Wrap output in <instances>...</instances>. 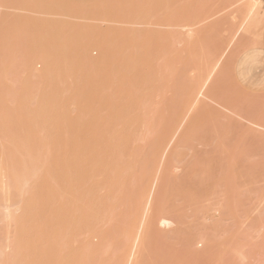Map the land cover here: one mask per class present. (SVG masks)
I'll use <instances>...</instances> for the list:
<instances>
[{
  "label": "rangeland",
  "instance_id": "rangeland-1",
  "mask_svg": "<svg viewBox=\"0 0 264 264\" xmlns=\"http://www.w3.org/2000/svg\"><path fill=\"white\" fill-rule=\"evenodd\" d=\"M243 6L0 0V175L61 174L0 208V264H264V13L242 28Z\"/></svg>",
  "mask_w": 264,
  "mask_h": 264
},
{
  "label": "bare ground",
  "instance_id": "bare-ground-1",
  "mask_svg": "<svg viewBox=\"0 0 264 264\" xmlns=\"http://www.w3.org/2000/svg\"><path fill=\"white\" fill-rule=\"evenodd\" d=\"M264 3V2H263ZM243 7H245V13L247 14H245V17L243 18L244 20H245V25L243 24V22H244V20H243V22L241 21V23H242V28L244 27V26H246L247 25V23H248V21H250V20H247V18H251V17H255V16H259V13H260V11L262 12L263 11V13H264V8H263V6L261 5V0H243ZM241 13H244V12H241ZM247 17V18H246ZM239 20H240V18H239ZM247 21V22H246ZM239 22V21H238ZM239 25H241V24H239ZM238 25V26H239ZM249 25V24H248ZM237 26V27H238ZM238 28H240V27H238ZM241 28V29H242ZM240 29V30H241ZM250 29V28H249ZM248 29V30H249ZM239 30V31H240ZM236 32L238 31V30H235ZM238 31V32H239ZM240 33V32H239ZM234 34H236L237 35V33H234ZM232 36V35H231ZM235 37V36H234ZM236 38V37H235ZM234 39V38H233ZM232 39V40H233ZM231 40V39H230ZM227 42V41H226ZM230 42V41H229ZM254 43V42H253ZM226 45H227V43H226ZM227 47V46H226ZM224 48V47H223ZM223 50V49H222ZM242 51V50H241ZM240 51V52H241ZM223 53H224V51H223ZM222 53V54H223ZM239 53V52H238ZM222 54H220V55H222ZM104 55V54H103ZM221 57V56H220ZM217 62H218V60H217ZM216 62V63H217ZM215 63V62H214ZM216 65V64H215ZM214 65V66H215ZM213 67V66H212ZM214 68V67H213ZM213 70V69H212ZM211 70V71H212ZM209 74V73H208ZM209 76V75H208ZM208 78V77H207ZM248 91V90H247ZM251 92V91H250ZM41 108H42V105H41ZM38 109H39V107H38ZM39 111H42V109L41 110H39ZM38 119V117H35V119ZM40 118V117H39ZM37 121H40V120H36V122ZM41 123V122H40ZM38 124V123H37ZM40 126V125H39ZM48 126V125H47ZM50 127V126H49ZM48 128V127H47ZM46 128V129H47ZM263 128V127H262ZM50 129V128H49ZM48 130V129H47ZM40 131H42V129L40 130ZM51 131V130H50ZM49 131V132H50ZM45 140V139H44ZM47 140V139H46ZM47 141H49V140H47ZM48 143V142H47ZM55 144V143H54ZM53 145V144H52ZM56 146L54 145V148H55ZM57 148H58V145H57ZM48 149V148H47ZM63 149V148H62ZM36 150H38V149H36ZM60 150V149H59ZM57 151H58V149H57ZM35 152H37V151H35ZM46 152V151H45ZM47 152H49L48 150H47ZM46 152V153H47ZM61 152V151H60ZM36 154H38V152L36 153ZM50 154H51V151H50ZM117 154V153H116ZM51 155H53V154H51ZM57 156H58V154H56ZM62 155H64V154H62ZM35 156V154L33 155V157ZM40 156V155H39ZM48 155H46V157H47ZM55 156V155H54ZM57 156H55L54 157V159L56 160V158H57ZM65 157V156H64ZM64 157L62 156V158H63V160H64ZM53 158V157H52ZM58 158H60V156L58 157ZM51 159V158H50ZM66 159V158H65ZM41 159H39V164H42L41 162H43L45 159H43V161H40ZM55 160H54V163H56L55 162ZM58 160V159H57ZM61 160V159H60ZM45 162V161H44ZM43 162V163H44ZM49 162V161H48ZM61 163H62V161H60ZM60 162H59V164H60ZM47 162H45L44 163V165L46 164ZM53 163V164H54ZM64 163V162H63ZM67 163V162H66ZM66 163H64V164H66ZM1 161H0V168H1ZM57 164V163H56ZM56 164H54L53 165V167L55 166V168H56ZM64 164H62V165H64ZM20 165H22V164H20ZM43 164L41 165V167L42 166H44ZM47 165V164H46ZM51 164L49 163L48 164V166H50ZM26 166H28V165H26ZM59 166V165H58ZM61 166V165H60ZM59 166V167H60ZM10 167H11V165H10ZM64 167V166H63ZM66 168L68 167V164H67V166H65ZM64 167V168H65ZM17 168V167H16ZM25 168H27V167H22V169H20V170H17V169H13V167L10 169V170H8L7 171V173L5 172V174H3V176H1L0 175V206H2V207H0V208H4V211H6V210H9V207L11 208V206L9 205V204H14L15 202L16 203H23V201H24V204H25V200H24V196L27 194V196H28V194H31V197H32V194L34 195H36V193H39V192H44V195H47L48 196V198H50V195H49V193H53V187L50 185L51 183L49 182V178H50V173L49 172H47V173H49V174H46V171H47V169H48V167L47 168H45V166H44V169H45V175L46 176H48V179L45 177V176H43V174L42 175H38V173L39 172H37L36 171V173H37V175H38V177L36 176V178L37 179H39V182L36 180V182H38V183H40V184H37V185H31V182H29V179H27V173H26V169ZM40 168V165H39V167H38V171L40 170L39 169ZM50 168V167H49ZM65 168V169H66ZM60 170H61V168H59ZM29 170V169H28ZM33 170V169H32ZM66 170H68V169H66ZM66 170H65V172H66ZM5 171V170H4ZM30 172H31V170H29ZM35 171V170H34ZM51 171H54V169L53 170H51ZM50 171V172H51ZM29 172V173H30ZM43 172V171H42ZM70 172V171H69ZM68 172V173H69ZM3 173V172H2ZM32 173V172H31ZM30 173V174H31ZM61 173H63V172H61ZM29 174V175H30ZM40 174V173H39ZM55 174L56 175H54V177L53 176H51V178H50V180H54V182L55 181H57L58 179H60V172L57 170V172H55ZM63 175V174H62ZM31 176V175H30ZM34 176V177H35ZM66 176H68L67 175V173H65V177ZM62 177V176H61ZM69 177V176H68ZM31 178H33V176H31ZM31 178H30V180H31ZM40 178H41V180H40ZM64 179H66V178H64ZM68 180H69V178H68ZM59 181V180H58ZM62 181V180H61ZM72 181V180H71ZM54 182H53V184H54ZM68 182V181H67ZM57 183V182H56ZM55 183V184H56ZM34 184V183H33ZM31 189L32 190H34V191H31ZM54 190H55V187H54ZM56 191V190H55ZM36 192V193H35ZM60 193V192H59ZM59 193L57 194V195H59ZM16 196H15V195ZM54 194V193H53ZM13 196V197H10L9 198V196ZM18 195V196H17ZM41 195H43V194H41ZM43 195V196H44ZM38 196H39V194H38ZM46 196V197H47ZM52 196V195H51ZM16 197H19V198H16ZM35 197V196H34ZM11 198H13V202L11 201ZM54 198V197H53ZM19 199V200H18ZM26 199H28V198H26ZM32 199V198H31ZM35 199H36V197H35ZM39 199V198H38ZM11 202V203H9V201ZM30 200V199H29ZM28 200V201H29ZM15 201V202H14ZM27 201V202H28ZM31 201V200H30ZM29 201V202H30ZM36 201H37V199H36ZM8 202V203H7ZM15 203V205H17ZM53 203V202H52ZM151 203V202H150ZM27 204V203H26ZM25 204V205H26ZM23 205V204H22ZM37 205V204H36ZM50 205V204H49ZM52 205V204H51ZM50 205V206H51ZM18 206V205H17ZM28 206V205H27ZM22 207V206H21ZM18 208V207H17ZM25 208V207H24ZM16 209V208H15ZM145 211V210H144ZM145 214H146V212H145ZM89 218V217H88ZM162 219V218H161ZM221 219V218H220ZM215 221H217V220H215ZM162 223L164 224V225H168L169 224V221L166 219V220H163L162 221ZM171 223V222H170ZM213 223V222H212ZM218 223V222H217ZM210 225H212V224H210ZM215 226H216V224H214ZM213 225V226H214ZM143 226V225H142ZM170 226V225H169ZM204 227H206V226H204ZM203 229V228H202ZM210 231V230H209ZM213 231V230H212ZM141 233H142V231H141ZM138 234V233H137ZM141 235V234H140ZM139 237L140 236H138V238H134V239H137L138 241H140L139 240ZM102 238V237H101ZM126 240V239H125ZM134 241V240H133ZM138 241H137V245H138ZM135 242V241H134ZM135 244V243H134ZM134 251V250H133ZM134 253V252H133ZM132 254V253H131ZM83 260H86V258L84 257V258H82ZM134 259V258H133ZM87 261V260H86ZM94 261V260H93ZM75 262V261H74ZM96 262V261H95ZM80 263H82V262H80ZM129 263V262H128ZM131 263V262H130ZM34 264H36V263H34ZM132 264H133V262H132Z\"/></svg>",
  "mask_w": 264,
  "mask_h": 264
}]
</instances>
